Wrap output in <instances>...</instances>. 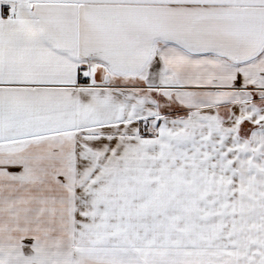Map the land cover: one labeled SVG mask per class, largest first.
I'll list each match as a JSON object with an SVG mask.
<instances>
[{
    "label": "snow or ice",
    "instance_id": "1",
    "mask_svg": "<svg viewBox=\"0 0 264 264\" xmlns=\"http://www.w3.org/2000/svg\"><path fill=\"white\" fill-rule=\"evenodd\" d=\"M0 264H264V0H0Z\"/></svg>",
    "mask_w": 264,
    "mask_h": 264
}]
</instances>
